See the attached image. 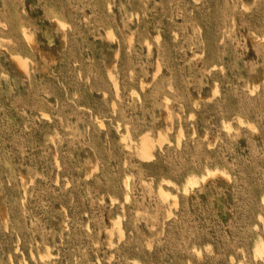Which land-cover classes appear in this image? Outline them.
Here are the masks:
<instances>
[{"label":"rangeland","instance_id":"374dc122","mask_svg":"<svg viewBox=\"0 0 264 264\" xmlns=\"http://www.w3.org/2000/svg\"><path fill=\"white\" fill-rule=\"evenodd\" d=\"M263 38L264 0H0V264H264Z\"/></svg>","mask_w":264,"mask_h":264},{"label":"bare ground","instance_id":"6f19581e","mask_svg":"<svg viewBox=\"0 0 264 264\" xmlns=\"http://www.w3.org/2000/svg\"><path fill=\"white\" fill-rule=\"evenodd\" d=\"M59 21V24H61V22H60V20H58ZM63 24V23H62ZM61 24V25H62ZM64 25V24H63ZM25 30V29H24ZM26 31V30H25ZM24 31H22V33H23ZM26 33V32H25ZM25 33H24V36H26V38L28 39V37H29V35L27 34V35H25ZM111 34V33H110ZM110 36V35H109ZM30 39V38H29ZM264 39V38H263ZM30 42V41H29ZM16 58H18V60L22 63L23 62V65H24V62H25V60L23 59V58H21V57H17L16 56ZM239 122H241V120L239 121ZM241 124H243L244 125V123L243 122H241ZM228 127V126H227ZM227 129V128H226ZM148 137V136H147ZM147 137L145 136V138L144 137H142L143 139H141L142 140V143H141V147H142V150L140 149V152L143 154V156L144 157H149L150 158V152H149V145H151V143L152 142H149L148 141V139H147ZM124 139H126L125 137H124ZM122 141H124L123 140V138H122ZM140 141V140H139ZM150 143V144H149ZM125 147H126V145H125ZM151 147L152 146H150V149H151ZM140 156H141V154H140ZM146 157V158H147ZM212 172H217V174H218V171H217V169H212V170H207V172H206V176L204 177V176H202V177H204V179L202 180L203 182L207 179V178H209V177H212V176H214L215 174L214 173H212ZM213 175H212V174ZM223 174H224V172H223ZM222 173H221V175H223ZM212 175V176H211ZM188 179H186L187 180V182H186V186L187 187H192V186H194L195 185V183H197L198 181L196 180V176L194 177V176H189V177H187ZM202 179V178H201ZM195 180L197 181V182H195ZM200 181V180H199ZM166 184H169V182H165ZM198 184V183H197ZM160 187V186H159ZM185 189V188H184ZM160 191V190H159ZM185 191H186V189H185ZM161 194H163V195H165V197H167V196H170L169 195V193H167L166 191H163L162 189H161V192H160ZM167 199V198H166ZM166 199H164V200H166ZM258 244H256L257 246H255L256 248H255V256H260L261 257V255H262V253H263V249H264V243H263V241L262 240H259L258 242H257Z\"/></svg>","mask_w":264,"mask_h":264}]
</instances>
